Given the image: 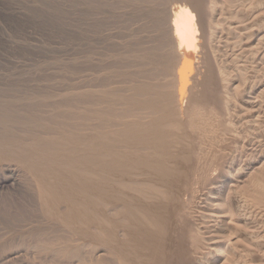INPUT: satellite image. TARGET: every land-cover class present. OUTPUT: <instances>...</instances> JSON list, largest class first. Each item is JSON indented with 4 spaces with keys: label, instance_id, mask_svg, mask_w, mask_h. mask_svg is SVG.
Returning <instances> with one entry per match:
<instances>
[{
    "label": "bare ground",
    "instance_id": "1",
    "mask_svg": "<svg viewBox=\"0 0 264 264\" xmlns=\"http://www.w3.org/2000/svg\"><path fill=\"white\" fill-rule=\"evenodd\" d=\"M88 1L90 2V0ZM124 1L125 0H123L122 2ZM153 1L155 4V0ZM153 1L149 2V8L153 6ZM250 1L247 0V2ZM254 1L255 2L252 1L251 3H248L250 5L248 6L249 8L247 10H244V8H246V5L243 4L244 2L242 4L245 7H243V5H239L238 3L241 4V1L239 0H164L163 2H161V4H159L156 0L158 5L156 3L155 8L153 9L156 10V13H163V15H158L160 19L155 15L156 18L159 19L156 20L159 21L158 23L156 22L159 25V28L157 27V24H155V27L162 30V33L158 30L161 33V35L160 33L158 35L162 38V40H160V38L158 37L157 43L155 44L157 45L160 40V44H162L163 42L162 45L164 46V50H162L163 52H160L161 54L163 53L161 60V64L163 65L158 64L159 60L156 59L160 56H156L157 58L155 57V60L158 63L155 61L157 63L155 68L160 69L157 68V65L158 67H165L163 68L164 71H162L165 74L162 76L160 73V76L163 77V81L161 80V77V83L157 80L159 82L158 85H160L157 87L158 94L155 93L156 91L153 88L152 90H154V92L152 91V93H155L156 95L153 96L156 97H153V99L150 98L148 100L146 99V97H135L133 91L137 88H134L133 84H135L137 80H135L134 83L132 81H127L129 83L126 95L127 97L125 95L123 96L127 99L126 105L124 103V105L126 106L124 108V111L126 113L123 115L124 118H121L122 120L120 119L121 123L115 125L113 122L114 125H112V127L114 126V128H108L110 129V131H108V129H105V131L102 128L104 130L103 132L102 129L96 125L95 128L98 127V129H101L102 131V133H99L97 132L98 129H96L97 131L91 129V125L94 124L91 123V127L88 126V116L86 113H89L90 111V114L88 115L90 116L92 114V109L96 107L94 106L96 101L93 102L92 99L91 101H88L85 100V98L87 96L86 94H88L86 93L88 91L87 89L89 87H95L94 84L96 83V78H92L89 76L91 78L90 80H93L95 78V82L89 81L90 83H87L85 77L87 74H85V72H88L89 70L86 71L87 65H85V55L83 54L82 48H79L81 49V57L77 56L80 60V64H78L80 80L78 81L79 83L77 85V89H79L77 94L78 96L80 95V99H78L80 101V118H78L79 129L77 130L78 133H75L76 138L75 140H73V142L70 140L71 142L69 141V144L65 141V143L68 144V147H70L67 148L68 150H66V153L65 149H62V152L64 151L63 153H65L64 155L59 148L58 150H60L62 154H60V152L56 148L55 150L58 152H56L54 149L52 151H49L44 145L35 144L33 146H30L29 144H27V147H25L22 144V146L20 143L21 141H17L18 139L16 137L15 138L17 140L13 139L12 135H10L11 133L9 134V131L8 134L10 136L7 133H5L7 134L5 136L2 135L3 131L0 133V161L14 160L20 162L26 168H28L35 175V177L37 176V179H39L40 183H42L44 199H46V203L49 207L48 209H50L47 216L49 225H54L56 226L55 228L65 227L67 229H73L74 231L81 234L85 240H87L86 243L89 242L93 246L94 249L92 248V252H95V249H99V255H103L106 252H109L111 255H115V259L113 258V256H110V254H108V257H111V259L113 258L114 260L119 257L118 259L121 258V260L124 262L123 264H216L215 262H217L218 264H227V262L229 261L227 259L229 258V255L227 254L226 248H229V244H227L226 238L224 236V230L227 231L229 229L231 232L230 225L232 222L229 219V214L233 213L231 211H233L234 209L231 210V208H235L233 207V203H237L235 201L233 202V200L238 197H235V193L238 191L234 192V190L238 188V185H242V183L245 184V182L248 181L250 177H253L252 175L255 172L257 173L259 169H264V5L262 6V3L260 4L259 0L258 2L257 0ZM231 5L232 8L235 6L237 7V9L234 8V11L233 9H228V11L225 12V7L228 8L229 6L231 8ZM240 6L241 8H239ZM131 9L133 8L131 7ZM153 9L151 8L152 11ZM241 9L243 10L241 11ZM154 12L155 11H153V13ZM242 12L244 13L243 18H241V16L237 14L240 13L241 15ZM153 13H151L150 15L155 14ZM235 13L237 16L235 15ZM127 16H129V14ZM234 17L238 20H236ZM147 19H149V17ZM154 19L155 18H152V21ZM149 20L147 21L149 22ZM144 26L146 25L144 24ZM92 28H94V26ZM158 31L156 30V32ZM142 33L143 32H141V34ZM218 35L220 37V40L218 38ZM81 36L83 37V35ZM82 37L80 38V40L83 39ZM86 37L87 36H85V38ZM214 37L218 38V40L220 41L218 42L220 44H222L224 41L226 45L228 43L232 45H238L237 47L240 46L242 52H246L248 53V55L251 54L253 62H255L257 64L256 66L259 67H252L251 64L250 68L252 67L253 69H249L251 70V74H249L248 72V76L250 77H248L246 74V76L249 78H246V80L248 81H246L243 77L242 78L244 80H242V78H240L241 76L239 77L238 74V70L244 68L245 66H248L246 64L240 63L241 65H245L244 67H241L240 64H237L238 66L233 64L231 65V68H229L230 65L227 66V68L229 69H218L220 68V66L224 68L222 66L223 63H226L227 65V63L229 64L230 62H227L228 57L226 58L225 54L223 57H219L220 54H217L219 51H221L222 47L221 45L217 44L216 38L214 39ZM155 38L157 39V36ZM213 40H215L216 43L215 41L213 42ZM214 43L215 45L217 44V46H220V49H218L219 51L216 54H214ZM160 44L159 46L161 47L162 45ZM83 46L84 45H82L81 47ZM217 46L216 48H218ZM158 48L159 47H157V49ZM159 49L161 50V48ZM234 60H232L231 62H233ZM93 63L94 61H92L91 65ZM93 67H95V65ZM244 69H242L243 71L241 70L242 72H240V75H242L246 70ZM161 70L159 71L161 72ZM88 73L92 74L91 76H93V73ZM144 73L145 72H143L142 74ZM151 76L153 77V75ZM90 90L89 93L92 91ZM93 91V93H95L96 88L95 90L93 89ZM152 93L149 92V94ZM87 98H89L90 100V95L89 97L87 96ZM86 101L94 103H91L93 106L90 107V110H87L89 108L85 107L88 103H86ZM124 102H126V100ZM95 111L93 112L92 116H94ZM207 113L209 114V116L213 115L214 119H216L215 126L219 134L225 131L226 128L229 129V135H226V138H221L219 135V138L221 139L219 141L220 143H223L220 146L221 149H217V147H214L218 144L217 140H213V142H217H212L214 145L209 141L206 142V135L209 136L205 133L206 128L205 130L203 129L204 131H201L203 128L202 126V128H198L200 131L197 129L200 123L199 120H201L199 119V116L201 115V117H205ZM115 114L113 115L115 116ZM95 115L98 116L99 114L97 113ZM90 118L92 119V117ZM197 119H199V123H197ZM108 124L109 126H111L110 123ZM195 124H197V127H194ZM5 125H1L0 130L6 127ZM209 133L212 132H210L209 130ZM216 137L215 139H219ZM212 138H210L211 140H209L212 141ZM58 141H61V139ZM208 142L211 143L210 145L212 146V148L210 149L208 147V150H211L208 151L210 158L206 156L208 155L206 151V144L208 145ZM46 143L47 142H45V144ZM60 143L62 144V142ZM60 143H58V145H60ZM65 143L63 144L65 145ZM62 146L59 147L63 148ZM66 147L67 146L65 145V148ZM201 154H203L202 156L205 155L207 157L206 158L204 156L207 161L208 159H211V162L209 161L210 164L206 163L207 165H205L206 160H204L203 163V160L201 161V159H199V155ZM201 188H203V192H205L204 197L206 198H210V196L214 193V196H212L211 199L215 202L211 203L212 205L214 204L216 206V208H214V213L217 214L216 217H218L219 222L221 221L220 224L223 227H219L218 231L216 230V233L212 230L210 232V234L213 233L215 235V237H213L214 235L211 236L215 238L218 247H216L217 249L214 248L212 252L207 253L206 250L201 251V247L199 248L201 252L199 251V253H195L196 256L193 253V256L190 251V247L193 245V243L188 242V239L186 240L184 238V232L196 228L195 222H193L189 217L192 213H190L189 210L191 209L190 205L193 204V201L197 200L198 198H202L203 195L201 192ZM231 197L235 198L232 199V203L230 204V206L228 204L231 201ZM259 200L261 201V199ZM104 206L109 207V211L115 210L116 213L113 212L114 215L112 214V218L106 217V219L104 217V212H106ZM236 207H239V205ZM240 207H242V205H240ZM120 209L124 213L121 212V217H117V211H120ZM238 209L234 211L237 212ZM243 209L241 210L243 211ZM238 212L240 211L238 210ZM110 214L111 213H109V215ZM233 214L236 215L237 219L239 213L236 214L234 212ZM235 215L230 217L234 219ZM239 216L241 218V216L243 215L241 214ZM193 217L194 216H192V218ZM232 221L234 222L235 220ZM251 221L252 220H250V226ZM236 222L237 221L232 223V225L234 224L235 227L238 226L236 224H238L240 220L237 223ZM240 227L243 228V226H238V228ZM243 229L245 230V228ZM236 230L237 232H239L238 230L240 229L236 228ZM61 239L62 238L59 239V242H61ZM64 240L65 239H63V241ZM189 243H192L191 246ZM100 245L104 248L107 247L108 251H106L103 247L101 248ZM77 248H79V246ZM249 248L251 249L252 247ZM104 251L105 253H103ZM232 251L235 252V250ZM246 257L248 258L247 255ZM251 258L252 257H250L249 259ZM65 259H67V257ZM251 262L253 264V261ZM251 262L249 264H251Z\"/></svg>",
    "mask_w": 264,
    "mask_h": 264
},
{
    "label": "rangeland",
    "instance_id": "2",
    "mask_svg": "<svg viewBox=\"0 0 264 264\" xmlns=\"http://www.w3.org/2000/svg\"><path fill=\"white\" fill-rule=\"evenodd\" d=\"M87 1L88 0H85V1L84 0H0V117H1L0 118V126L6 124L5 125L6 127L3 126L4 128L0 130V133L3 131L2 135H4V136L7 135L8 131H9V134L11 133L10 135H12L13 139H15V140L18 139L17 141H19V142L21 141L20 142L21 145L23 144L25 147H27V144H29L30 146H33L35 144L36 145H44L49 151H52L53 149L55 150V148L58 150V148H59L61 150V152H62V149L63 150L65 149V153H66V150H68L67 148L70 147V146L68 147V144H66V143L67 142L69 143L70 140L72 142H73V140H75V138H76L75 135L78 133L77 130L79 129L78 128L79 127V121H78L79 119L78 118H80V115H79L80 114V111H79L80 110V108H79L80 107V101L78 99H80V95L78 96V94H77V92L79 91V89H77L78 88L77 85L79 83L78 81L80 80L79 79L80 78L79 66H78V64H80V62H79L80 60L78 57H81V53H80L81 49H79V48H82L83 54L85 55V57H84L86 60L85 65H87L86 71L89 70L88 72H91V73H93L95 71L94 73H96V74L93 73V76H91L92 74L85 72V74H87L85 76L87 83H90L89 81L95 82L94 80L96 78V83L94 84L95 87H93V88L89 87L87 89L88 91L86 92L90 95V100H89V98H87V96L89 97L88 94H86L87 96L85 98V100H88V101H91V99L93 100V102L96 101L95 105H94L96 107L95 108L92 107V108H94V109H92V114L90 116L88 115V114H90V111H89V113H86L88 116V118H87L88 124H89L88 126L89 127L92 126V128H91L92 130L97 131L96 129H98V127L101 129L103 128L104 130L105 129L107 130L108 128L113 129L114 126L112 127V125H114V124L116 125V124L121 123V120L124 118L123 115L126 113L124 111L125 110L124 108L126 107L125 105L127 103V99H126L127 96L126 95H127V91H128V84H129L128 82L129 81H132L134 83L135 80H137L135 82V84H133L134 88H137V89H134V91H133L135 97L137 96V98L138 97H140V98L146 97V99L148 100L150 98L153 99V97L155 98L156 96H153V95H156L155 93L158 94V92H157L158 88L157 87L160 86V85H158L159 84L158 81H160V77L162 78L161 80L163 81L162 76L165 73L162 71H164L163 68H165V67L164 66L158 67V65H157V68H160V69L155 68L156 64L158 62H159L158 63L159 65H163V64H161L163 53L161 54L160 52L162 50H164L163 49L164 46L162 45L163 42H162V44H160V40H162V38L159 37V35H158L160 32L162 33V30L158 29L159 25L157 23L159 21H156V20L160 19L158 17V15L161 16L160 14L163 15V13H160V14L158 12L156 13V10L153 9V8H155V4L157 3L156 0H155V4H154L153 0H150V1L149 0H146V1H143V0H125L124 2H122L123 0H113V1L112 0H102V1L101 0H90V2L89 1L87 2ZM135 1H137V2H135ZM147 1H149V2L153 1L152 2L153 4L151 3L153 5V6L151 5L152 6L151 8L153 9V11H155L154 12L155 14L151 10V8H149L150 6L148 4H150V3ZM157 1L159 4H161V2H163L164 0H161V1L157 0ZM239 1H241V4L238 3L239 5H243V4L246 5V8H244V10L245 9L247 10L249 8L248 6H250V5L248 3H251L252 1L255 2L254 0H252V1L249 0L250 2H247V0H239ZM257 2H258V0H257ZM158 3H157V5H158ZM259 3L260 4L262 3V6H263L264 0H263V2H262V0L261 1L259 0ZM86 4H88V5H86ZM89 4H91V5H89ZM260 4H259V6H260ZM126 5H127V7H126ZM244 5H243V7H245ZM229 6H228V8L225 7V10H226L225 12H227L228 9L229 10L233 9V11H234V8L237 9V7H235V6L233 8H232V5H231V8ZM131 7L133 9H131ZM84 8H85V10H84ZM239 8H241V6ZM242 10L243 9H241V11ZM148 11H150V12L152 11L151 13H153L154 15H150L151 13ZM82 12H84V13H82ZM137 12H139V13H137ZM121 13H123V14H121ZM125 13L127 15L129 14V16H127ZM240 13H237V14L239 16H241V18H243L244 13L242 12L243 16H242V14L240 15ZM131 14L133 15V17ZM155 15L159 19H157ZM235 15H236V13H235ZM148 17L150 20L147 19ZM152 18H155L154 19L155 21L153 20L155 23L152 21ZM241 18H239V19H241ZM96 19H98V20H96ZM235 19L238 20L237 18H235ZM85 20L86 21L88 20V21L86 22ZM141 20H143V21H141ZM147 20H149V22ZM80 21H82V22H80ZM104 22L106 25L104 24ZM141 22H142V24H141ZM96 24H97V26H96ZM144 24L147 27L144 26ZM155 24L158 25L157 26L158 28L155 27ZM93 26H94V28H92ZM136 26L139 28H137ZM143 26H144V28H143ZM148 26H149V28H148ZM140 28H141V30H140ZM156 30L157 31L159 30L160 32L159 31L156 32ZM136 32H138V33H136ZM141 32H143V33L141 34ZM161 33H160V35H161ZM81 35H83V37ZM80 36L83 38V39H81L83 42L80 40V38H81ZM85 36H87V37L85 38ZM154 36L155 37L157 36V39ZM158 37L160 38V40H159V42L157 44L158 46H157L155 43H157ZM215 38L216 37H214V39ZM218 38L220 40L219 35H218ZM218 38H216L217 44L221 45V47L223 49L221 48V51H219L218 49H220L219 48L220 46L219 45L217 46V44L215 45L216 41L213 40V42L215 41V43H214L215 48H216V46L218 47L216 49L214 48V51H215L214 54H216L218 51L219 52L217 54H220L219 57L220 56L223 57L225 54L226 55L225 57L226 58L228 57L227 62L231 63V64L227 63V65H226V63L225 64L223 63L224 65L222 64V66L224 68H222L220 66V68H218V69L219 70L229 69V68H231V65H233V64L236 66H238L237 64H240V63L246 64L248 66L240 64L241 67L245 66L246 68L245 67L244 68L246 70L244 68L240 69V67H239L240 70H238L239 72L238 71L237 72L239 74V77L241 76L240 78L243 77L245 80H246V78L249 79L248 77H250V76H248V75L251 74V70L253 69L252 67H255V68L257 67L256 66L257 64L255 62H253L251 54L248 55V53L242 52L240 46L237 47L238 45H232L229 43L226 45V43H224V41H223L224 44L222 43V40H221L222 44H220L219 43L220 41L218 40ZM102 41H104V42L106 41V42L104 43ZM148 41H150V42H148ZM81 42L85 43V44H82ZM134 44H136V45H134ZM159 44L162 46L160 47ZM82 45H84L86 47H84V46L81 47ZM229 45H230V47H229ZM91 46H92V48H91ZM157 47L161 48V50L159 48H158L159 49L158 50ZM152 50L154 53L152 52ZM97 51H98V53H97ZM158 51H159V53H158ZM89 52H91V53H89ZM145 52H147V53H145ZM222 52H224V53H222ZM239 52H240V54H239ZM126 53H127V55H126ZM221 53H222V55H221ZM237 53L239 56L237 55ZM97 54H98V56H97ZM128 54H130V55H128ZM234 55H235V57H234ZM153 56H154V58H153ZM156 56L157 57L160 56V57L157 58ZM248 56H250V57H248ZM155 57L157 58L156 60H159L158 62L155 60ZM129 58H131V59H129ZM159 58H161V59H159ZM237 58H239V59H237ZM91 60L94 61V63H96V64L93 63L91 65V63H92ZM232 60H234L235 63H234V61L231 62ZM106 61H107V63H106ZM150 62H151V65H150ZM88 63H90V64H88ZM133 63H134V65H133ZM142 64L143 65L146 64V65L143 66ZM251 64H252V67L250 68ZM94 65H95V67H93ZM90 66H92V67H90ZM227 66H229V68H227ZM101 68L103 69V71ZM161 68H162V70H161ZM93 69H96V70H93ZM147 69H149V70H147ZM242 69L245 70L243 72L244 75L242 74L243 76L240 75V72L243 71ZM249 69H251V70H249ZM90 70H92V71H90ZM159 70H161V72ZM246 71H247V73H246ZM98 72H99V74H98ZM143 72H145L146 74L145 73L142 74ZM248 72H249V74H248ZM160 73L162 76H160ZM150 74L153 75V77ZM246 74L248 77L246 76ZM94 75H96V76H94ZM144 75H145V77H144ZM89 76L92 78L93 77H95V78L93 80H90L91 78ZM140 77H141V79H140ZM227 77H228V75H227ZM150 78H152V79H150ZM243 78H242V80H244ZM150 80H151V82H150ZM108 81H109V83H108ZM162 81H160V83ZM246 81H248V80H246ZM95 88H96L97 92L95 91V93H93L94 92L93 89L95 90ZM153 88L156 91L154 94L152 93V91L154 92V90H152ZM89 90L91 91L90 93H89ZM120 90H122V91H120ZM149 92L152 94H149ZM141 93L144 96H142ZM93 94H94V97H93ZM100 95H102V96H100ZM124 95L126 97H123ZM102 98H103V100H102ZM124 99L126 100V102H124L125 101ZM88 101H86V103ZM93 102L87 103V106H85V107L89 108L87 110H90V107L93 106L92 104H94ZM124 103H125V105H124ZM107 107H109V108H107ZM121 110H122V112H121ZM94 111H95V114L98 113L99 115L97 116L94 114V116H92ZM112 113L113 114L116 113L115 116ZM108 114H109V116H108ZM207 114H206V116L203 115L205 117H201V115H200L199 119H201V120L197 119V123H199V122L200 123H199L198 127H197V124H195L194 127H197V129L198 128L200 129V127L202 126L203 128L201 127L202 128L201 131H204L206 128L205 133L210 136L209 137L206 134H204L207 137L206 142L209 141L212 143L213 140H217L218 146L215 144L216 146H214V147L215 148L217 147V149H221L220 146L223 143H220L219 140H221V139L219 138V135L221 138H223V137L226 138L229 135V129L226 128L225 131L228 130L227 132L223 131L222 133L219 134L217 132L216 126H215L216 119H214L213 115L209 116V114L208 115ZM90 117H92V119ZM213 119H214V121H213ZM93 120H94V123H93ZM198 120H199V122H198ZM116 121H119V122H116ZM113 122H114V124H113ZM91 123L94 125H91ZM108 123H110L111 126H109ZM208 124H210V125H208ZM96 125L98 127L95 128ZM211 125H213V126H211ZM93 127H94V129H93ZM105 127H107V128H105ZM101 129H98L97 132H99V133H102V131L104 132V130L102 129V131H101ZM110 129H108V131H110ZM4 130L5 131L7 130V131L5 132ZM209 130L212 133H209ZM5 133H7V134H5ZM215 135L218 137H216ZM24 136H26V137H24ZM44 136H46V137H44ZM215 137L219 138V139H215ZM34 138H36V139H34ZM210 138H212V141H210L211 140ZM60 139H61V141H58ZM65 141H66V143H65ZM45 142H47V143L45 144ZM60 142H62V144L65 143V145L67 147L65 148L64 144L62 146V144ZM217 142H215V143H217ZM58 143H60V145H58ZM211 143L208 144L209 146L206 144V146H207L206 151H207L208 155H206L207 154L206 152H205L206 154L204 153L209 158H210V155H209L208 151H211V150H208V147H209V149L212 148V146L210 145ZM219 143H220V145H219ZM47 144H50V145L52 144V145L50 146ZM59 146H62L63 148H60ZM214 147H213V149H214ZM60 150H58V151L60 152ZM58 151H56V152H58ZM61 152H60V154H62L64 151L62 153ZM65 153H63V155ZM202 155L203 154L199 155V159H201V161L203 160V163H204V160H206L205 165L210 164L211 159H208V161H207V159H206L207 157L204 155L206 157L205 158ZM262 170L259 169L257 171V173L259 172L258 174L255 172L254 173L255 175L254 174L252 175L255 180L253 179V177H250V179L248 181H246L245 184L242 183V185H238V188L236 187L237 189L234 190V192H236V191L239 192V193L236 192L237 194L235 193V197L236 196H238V197H236V198L231 197V201L228 200V201H230V203L228 202L229 203L228 205H230L232 203V199L235 198L233 200V202L235 201L237 203L236 204L233 203L234 206L233 205L232 206L235 207L236 209L240 208L238 210L241 213L238 212V210H237V212L239 213V215H241V214L243 215V216H241V218L238 215L237 216L238 220H237L236 215L233 214L234 212L236 214H238L236 211H234L236 209L230 207L231 210H233V209L234 210L231 211L233 213H231L229 215L230 216L235 215V218L233 217L234 219H232V217L229 216V219L231 220L232 223H234L235 221L238 222L240 220V222H238V224H236L237 222L235 224L238 226H243V228H245V230L242 227H240V228H238V226L235 227V225L234 224L232 225V223L230 225L231 226L230 227L231 232L229 229L227 231L224 230L225 235L224 234L223 235L226 238L227 244H229L228 245L229 248H226V251H227V254L229 255V258H227V259L230 262L228 260H226V261H228L227 264H237V263L238 264H243V263L249 264L251 261H253V264H264V236H263L264 235V217H263L264 216V196H263L264 195V186H263L264 185V169H262ZM262 173H263V175H262ZM37 178H38L37 176L35 177V175L28 168H26L23 164H21L20 162H17L14 160L13 161H8V160L7 161H5V160L0 161V264H49V263L50 264H56V262H57V264H67V263L68 264H71V263L72 264H87V263L88 264H97V263L98 264H110V263H112V264H123L124 263L121 260V258L118 259L119 257H117V256H116L117 257L116 260L118 259L117 260L118 262L116 260H114L115 255L113 256V254L111 255L109 252L105 253V251H104L103 253H105V254H103V255H99L100 254V252H98L99 249L98 250L95 249L97 252L96 251L92 252V250L94 249L93 246L89 242H88L89 243V245H88V243H86L87 240H85L81 234L74 231L73 229H70V228L67 229L65 227H61L64 229H61L60 227H58V228H60V229H58V228H55L56 226H54V225L53 226L49 225L47 216H48V212L50 209H48L49 207L46 203V199H44V193H43V188H42L43 185H42V183H40V180ZM257 178H258V180H257ZM240 186H242V187H240ZM203 191H204L203 188H201V192L203 195L202 198H198L197 200L193 201L194 205L193 204L190 205L191 206L190 210H192V211L189 210L190 213L192 212L189 217L192 219L193 222H195L196 228L193 230H187L186 232H184V238L186 240L188 239L187 240L188 242L193 243L192 246H191L192 243H189L191 246L190 251L192 254L193 253L197 254V252L199 253V251H200L199 248H201V247L203 249V250L201 249V251L206 250L207 253L212 252V250H214V248L217 247V243L215 241V238H213V237H215V235L213 233L210 234V232L212 230L213 232L216 233L218 231L219 227L220 228L223 227L220 224L221 221L219 222L218 217H216L217 214L214 213L215 212L214 208H216V206L214 204L212 205V203H211V202H215L214 200L211 199V197L214 196V193L210 196V198H206V197H204L205 192H203ZM238 199H239V201H238ZM259 199H261V201ZM247 202L249 205L247 204ZM209 203H211V204H209ZM238 205H239V207H236ZM240 205H242V207H240ZM192 207H193V209H192ZM227 207H229V206H227ZM196 208H197V210H196ZM199 208H201V209H199ZM241 209H243V211ZM105 210H106V212H104L105 218L106 217L112 218V214L114 215V213H116L115 210L109 211L110 208L107 206L105 207ZM244 211H246V212H244ZM121 212H123V211L120 209V211L119 210L117 211L118 215L117 214H115V215H117V217H119L120 215H122ZM249 212H250V214H249ZM109 213H111V214L109 215ZM192 216H194V217L192 218ZM249 219L252 220L251 226H250V220ZM214 220L217 222H215ZM232 220H235V221L233 222ZM242 220H243V222H242ZM247 222H248V224H247ZM240 223H241V225H240ZM242 224H244L246 226H244ZM247 225H248V227H247ZM210 227H212L215 231ZM208 228H210V229H208ZM236 228L240 229V230H238L240 232V234H239V232H237ZM74 232H75V234H74ZM198 232H199V234H198ZM66 233H67V235H66ZM230 233H232L233 235ZM211 235L212 236L214 235V236L212 237ZM230 235H232V236H230ZM253 236H255V237H253ZM60 238H62L61 242H59ZM66 238L68 241L66 240ZM210 238H211V240H210ZM241 238H243V239H241ZM63 239H65V240L63 241ZM72 239H74V240H72ZM81 240H82V242L84 241L83 243L85 245L81 242ZM70 241H72V242H70ZM75 245H76V247H75ZM230 245H232L233 247ZM78 246H79V248H77ZM82 246H84V247H82ZM228 246H226V247H228ZM67 247H69L71 249H69ZM102 247L103 246H101V248ZM249 247H252V248L250 249ZM209 248H210V250H209ZM58 249H61V250H58ZM104 249L106 251H108L107 247ZM231 249L235 250V252L232 251ZM254 250H256V251H254ZM49 251H51V252H49ZM86 251H87V253H86ZM230 251H232V252H230ZM65 252H66V254H65ZM79 252L80 253L83 252V253H81L83 256ZM229 252L233 256L230 255ZM239 253H241V254H239ZM50 254H51V256H50ZM108 254H110V256H113L114 259L113 258L111 259V257H108ZM194 254H193V256H194ZM196 254H195V256H196ZM245 254L248 256V258L246 257ZM68 255L69 256L71 255V256L69 257ZM253 255H254V257H253ZM59 257H61V258H59ZM66 257L68 260L65 259ZM79 257H81V258H79ZM250 257H252V258L249 259ZM257 257H259V258H257ZM57 258H58V260H57ZM108 261L109 262L111 261V262L109 263ZM60 262H62V263H60ZM215 263L218 264L217 262H215ZM211 264H213V263H211ZM224 264H226V263H224ZM251 264H252V262H251Z\"/></svg>",
    "mask_w": 264,
    "mask_h": 264
}]
</instances>
